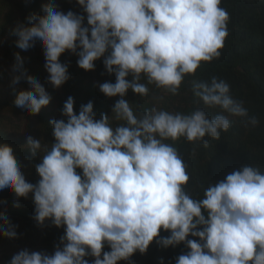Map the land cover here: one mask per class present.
Segmentation results:
<instances>
[{"label":"clouds","instance_id":"obj_1","mask_svg":"<svg viewBox=\"0 0 264 264\" xmlns=\"http://www.w3.org/2000/svg\"><path fill=\"white\" fill-rule=\"evenodd\" d=\"M76 3L86 14V26L85 15L64 13L49 3L42 5V15L27 18L29 25L13 29L16 46L42 47L54 88L69 79L68 65L59 59L66 51L85 71H93L103 57L115 83L104 82L99 91L120 97L111 118L122 123L113 127L103 113L96 119L91 101L75 113L69 96L62 109L67 120L49 121L55 141L50 150L42 149L41 140L26 138L33 157L44 151L35 166L40 178L35 184L26 181L12 146L0 143V192L17 198L31 194L36 223L50 221L64 229L52 254L24 249L8 264H131L133 254L146 253L153 241L161 248L183 243L188 251L176 264H264V172L243 165L210 184L203 198L193 199L186 190L187 165L166 142L183 138L207 148L205 137L219 140L231 126L230 116L256 127L258 119L232 97L230 85L216 76L192 81L196 102L219 109L214 117L203 108L184 114L153 107L137 114L124 99L128 90L148 96V85L178 95L186 76H195L202 62L220 58L230 20L221 0ZM12 73L13 86L23 78L31 89L16 94L15 106L38 114L51 96L22 70L19 54ZM16 227L0 212V236L17 238Z\"/></svg>","mask_w":264,"mask_h":264},{"label":"trees","instance_id":"obj_2","mask_svg":"<svg viewBox=\"0 0 264 264\" xmlns=\"http://www.w3.org/2000/svg\"><path fill=\"white\" fill-rule=\"evenodd\" d=\"M49 3L55 4L57 9L64 13L71 10L76 14L85 15L86 26V14L76 0H0V84L3 83L4 77L9 76L3 64L7 62L6 65H10L12 69V65L16 63V54L22 58V70L27 75L41 76L49 88L51 100L38 114L32 115L15 106L14 100L18 93L16 90L11 93L6 105L15 108L16 112H23L30 136L41 140L42 149L50 150L55 141L49 121L67 120L62 115V109L69 96L74 99V112L77 114L82 105L91 101L96 119H99L102 113L107 114L113 127L122 121L111 118V110L120 97L109 98L99 91L100 84L115 83V75L105 71L103 57L94 62L93 71H85L78 67V57L66 51L59 59L61 63L68 65L69 79L61 87L54 88L48 82L42 47L36 44L25 51L16 46L18 37L13 34V29L21 23L29 25L27 18L33 13L42 15V5ZM220 6L228 11L230 20L227 26L229 34L219 59L202 62L195 76H186L178 95L173 96L154 85H148V96L140 97L128 90L124 97L137 114L153 107L184 114H189L196 108H203L210 117H214L219 113V109L207 108L202 102L197 103L191 91V84L193 80L208 81L212 76H216L230 85L232 97L243 101L249 115L258 119L259 124L256 127H245L239 117L230 116L231 126L227 132H221L219 140L205 137L209 141L207 148L202 144L187 142L183 138L174 143L166 141L177 148L187 165L186 171L190 179L186 190L193 199L203 198V192L210 184L215 185L224 180L226 175L239 170L243 165H251L264 172V0H221ZM23 82L25 85L28 83L25 79ZM141 82L146 83L143 80ZM0 143L12 146L26 181L37 183L40 178L35 166L40 162L44 151H40V156L33 157L22 136H15L13 132L2 128ZM80 171L77 169L78 173ZM15 203L19 206L14 207ZM0 212H6L12 224L17 226V238L0 236L5 264L24 249L52 254L64 233L63 227L57 228L50 221H45L43 225L36 223L33 219L34 204L31 194L28 198H17L11 191L0 192ZM161 235L167 236L168 233L162 231ZM187 239L198 238L189 236ZM104 251L110 249L105 247ZM187 251L183 243L175 247L161 248L153 241L146 253L137 252L130 260L131 264H176L177 257ZM88 259L91 262L92 258ZM118 264L128 262L119 261Z\"/></svg>","mask_w":264,"mask_h":264},{"label":"rangeland","instance_id":"obj_3","mask_svg":"<svg viewBox=\"0 0 264 264\" xmlns=\"http://www.w3.org/2000/svg\"><path fill=\"white\" fill-rule=\"evenodd\" d=\"M0 53L2 54V51L0 49ZM7 63V62H6ZM3 64V68L6 69V72L8 73V77H4L3 83L0 84V96L2 97V100L0 101V128L4 130H9L10 132H13L16 135H20L23 137V142H25L26 138L30 136V132L27 128V119L23 116V112H16V109L11 107L10 105H6V101L10 98L11 93L16 90H31L29 87V84L25 85L24 79L22 78L19 82V84L13 86L11 84L12 79V69L10 68V65ZM10 66V67H9ZM32 77L39 80V82L45 87V90L48 92L49 95L50 91L47 86V84L40 78L41 76H34L31 74ZM28 86V87H27ZM54 108V107H53ZM3 248L0 244V264H5L4 258H3Z\"/></svg>","mask_w":264,"mask_h":264}]
</instances>
